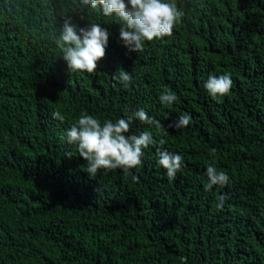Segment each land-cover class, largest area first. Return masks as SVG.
I'll list each match as a JSON object with an SVG mask.
<instances>
[{"label": "trees", "instance_id": "trees-1", "mask_svg": "<svg viewBox=\"0 0 264 264\" xmlns=\"http://www.w3.org/2000/svg\"><path fill=\"white\" fill-rule=\"evenodd\" d=\"M209 2L176 0L185 15L173 35L138 53L117 17L80 0H0V264H264V0H231L232 18ZM62 14L77 30L108 29L95 73L70 72ZM225 73L233 86L214 99L205 82ZM141 108L167 134L133 117L129 134L151 131L157 145L137 168L90 177L68 128L84 112L115 123ZM181 113L189 125L169 127ZM161 138L184 160L171 181ZM212 149L230 183L205 190Z\"/></svg>", "mask_w": 264, "mask_h": 264}, {"label": "clouds", "instance_id": "clouds-1", "mask_svg": "<svg viewBox=\"0 0 264 264\" xmlns=\"http://www.w3.org/2000/svg\"><path fill=\"white\" fill-rule=\"evenodd\" d=\"M210 4L226 7L232 18L234 13L231 0H210ZM99 8L104 16H115L121 22L119 38L129 51L142 52L145 41L163 39L173 35L174 27L182 21L185 13L177 7L176 0H80V8ZM64 16L62 31L56 41L63 53V59L67 62L70 72H87L93 74L97 71V62L106 54L109 41V31L100 24L90 23L87 27H80L72 23L70 16ZM119 74L113 76L127 88L132 80L128 71L117 69ZM233 86L230 73L219 76L209 75L204 87L214 99L219 100L229 93ZM159 99L164 105H171L177 100L174 92L165 89ZM55 119L64 122L65 115L60 110L52 112ZM133 117L142 123L154 125L156 130L164 131L166 128L149 117L144 109L133 112L127 120L121 118L115 123L106 120L103 123L86 112L73 123L65 133L67 142L75 144L79 155L87 161L85 169L90 177H95L103 169L105 172L121 168L128 171L142 164L143 149L157 145V141L151 131H144L139 135L129 134ZM191 116L181 113L178 120L169 127L182 129L190 123ZM64 137H62L63 139ZM165 140H159L157 146L158 164L166 170L169 181L173 180L178 171L184 165L183 157L178 153L169 152L162 146ZM215 149L211 150L212 162L207 163L206 176L208 183L205 190L214 185L226 186L230 183V177L224 171H218L215 166ZM66 155L71 158L72 153ZM223 206V199L218 207Z\"/></svg>", "mask_w": 264, "mask_h": 264}]
</instances>
